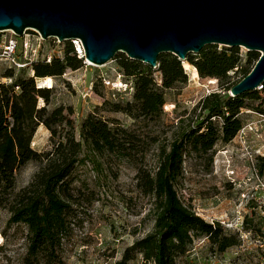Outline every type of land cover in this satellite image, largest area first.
<instances>
[{
	"label": "trees",
	"instance_id": "1",
	"mask_svg": "<svg viewBox=\"0 0 264 264\" xmlns=\"http://www.w3.org/2000/svg\"><path fill=\"white\" fill-rule=\"evenodd\" d=\"M259 57L258 52H249L242 65L238 47L219 45L190 53L185 61L162 53L157 68L122 52L114 57L126 79L133 83L131 99L105 100L97 109L123 112L135 121L161 120L167 104L166 90L177 89L189 80L185 66L192 65L201 78H216L219 83V91L197 105L206 112L202 122L180 128L169 144L159 145L153 169L138 164V189L155 198L154 229L129 246L117 264H129L138 255L143 257L142 264H177L199 236L207 238L219 253L240 243V237L228 233L220 222H208L185 205L176 184L183 175L187 152L208 153L219 140L228 143L235 138L243 126L240 113L247 108V99L264 105L257 90L230 95L231 88L251 72ZM84 64L85 57L67 40L62 57L30 62L27 68L33 75H26L27 68L18 75L14 69H7L2 75L12 78V82H0V208L10 212L9 224L24 223L28 227L25 264H63L60 248L74 201L71 176L84 150L93 156H131L129 150L136 136L120 124L95 110L82 121L78 138L73 109L63 105L52 110L47 107L54 95L51 78ZM44 79H48L46 85ZM39 99L45 105L39 106ZM260 111L264 112V108ZM40 125L51 132L50 147L41 152L32 147ZM29 162H36L38 170L28 185L17 190L16 172Z\"/></svg>",
	"mask_w": 264,
	"mask_h": 264
},
{
	"label": "rangeland",
	"instance_id": "2",
	"mask_svg": "<svg viewBox=\"0 0 264 264\" xmlns=\"http://www.w3.org/2000/svg\"><path fill=\"white\" fill-rule=\"evenodd\" d=\"M26 34L18 36L20 42L33 40L34 48L38 33L27 30ZM66 42L42 39L39 51L30 49L26 60L62 57ZM238 48L245 65L249 52L254 51ZM192 67L185 66L189 74L186 84L166 90L167 104L161 120L135 121L123 112L97 109L105 100L131 99L130 92L124 90L127 85L121 83L129 80L116 59L102 66L85 59L83 67L67 69L64 75L51 78L54 95L47 107H71L78 138L82 121L95 110L136 136L130 157L117 153L93 156L87 150L81 154L71 176L74 201L60 248L63 264H117L129 246L153 231L155 198L138 189V164L153 169L158 146L169 144L180 128L202 122L206 112L197 105L219 91L216 78H201ZM7 69L0 63V77ZM33 74L27 68L26 75ZM108 82H116L119 91ZM47 83L44 79L43 84ZM246 103L247 108L240 113L243 126L236 137L228 143L219 140L208 153L187 152L183 175L176 184L185 205L208 222H220L228 233L240 237V243L219 253L207 238L199 236L177 264H264V121L258 114L264 105L251 99ZM43 105L45 101L39 99V106ZM50 137L51 132L40 125L32 147L40 152L49 149ZM38 167L36 162H29L16 172L17 190L30 183ZM10 215L0 208V264H25L28 227L24 223L9 224ZM142 263L143 257L138 255L129 264Z\"/></svg>",
	"mask_w": 264,
	"mask_h": 264
},
{
	"label": "water",
	"instance_id": "3",
	"mask_svg": "<svg viewBox=\"0 0 264 264\" xmlns=\"http://www.w3.org/2000/svg\"><path fill=\"white\" fill-rule=\"evenodd\" d=\"M27 30L80 40L97 66L120 52L157 68L162 53L185 61L208 45L245 47L260 57L230 95L264 82V0H0V32Z\"/></svg>",
	"mask_w": 264,
	"mask_h": 264
},
{
	"label": "built area",
	"instance_id": "4",
	"mask_svg": "<svg viewBox=\"0 0 264 264\" xmlns=\"http://www.w3.org/2000/svg\"><path fill=\"white\" fill-rule=\"evenodd\" d=\"M6 33V32H5ZM4 32H0V63H4L7 65L8 69H14L15 71H20L24 68H27L32 61H27L29 50L37 53L40 49V41L43 39L41 35L38 33L36 37V46H34L33 40L25 39L24 42H20L19 37L16 36L12 31L10 34H5ZM25 36L27 34L25 33ZM75 43V49L80 56L85 57V48L83 43L80 40H73ZM46 59L48 62L51 61L52 56L49 55ZM0 82L11 83L12 78L0 77ZM113 90L119 91L118 86H116V82H108ZM121 83L127 85L125 87L126 92L133 91V83L132 81H122ZM128 90V91H127ZM259 95L261 96V100L264 103V82L257 88ZM259 116L261 117V121H264V112H259ZM250 130L257 131L256 127H250ZM1 245V244H0Z\"/></svg>",
	"mask_w": 264,
	"mask_h": 264
}]
</instances>
